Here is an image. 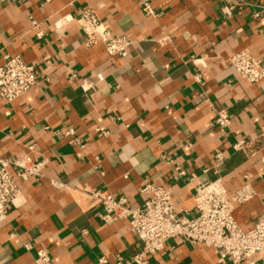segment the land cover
Wrapping results in <instances>:
<instances>
[{
    "label": "crops",
    "instance_id": "1",
    "mask_svg": "<svg viewBox=\"0 0 264 264\" xmlns=\"http://www.w3.org/2000/svg\"><path fill=\"white\" fill-rule=\"evenodd\" d=\"M145 1L157 17L143 11ZM84 7L113 33L129 37L127 57L108 55L102 41L83 45L76 18ZM251 11L244 7L224 20L217 0L0 4V65L4 54L19 55L38 72L37 84L21 98L7 103L0 97V161L48 159L43 178L17 180L19 193L0 223V264H36L27 242L46 250L51 264L128 259L140 240L127 220L103 223L89 192L124 196L139 206L145 180L171 187L173 203L188 217L195 214L199 184L220 177L230 194L249 185L253 195L233 201L234 219L248 230L264 217V80L249 83L228 62L247 50L264 66V21L251 18ZM221 108L231 116L229 127L214 123ZM69 128L83 148L69 145L63 133ZM241 139L248 143L235 151ZM160 152L186 170L184 179L173 180V167L156 157ZM216 152L223 157L218 173L204 172ZM50 178L65 185L56 188ZM147 261L229 264L218 249L182 238L168 240Z\"/></svg>",
    "mask_w": 264,
    "mask_h": 264
},
{
    "label": "built area",
    "instance_id": "2",
    "mask_svg": "<svg viewBox=\"0 0 264 264\" xmlns=\"http://www.w3.org/2000/svg\"><path fill=\"white\" fill-rule=\"evenodd\" d=\"M5 0H0L2 4ZM220 16L224 20L233 19L244 7H251V18L264 21V0H217ZM143 11L150 17H157L151 4L143 2ZM83 34V45L89 47L102 41L105 50L110 56L127 57L132 41L126 34L113 33L107 25L102 23L95 11L90 7L80 10L76 18ZM37 25V24H35ZM37 37L42 33L38 32ZM237 75L249 83H259L264 80V66L260 59L247 50H239L228 59ZM200 82L198 76L195 77ZM38 82V72L34 65L23 61L19 55H3L0 65V97L7 103L21 98L30 88ZM217 127H229L232 123L227 109L221 108L214 118ZM103 135L107 131H100ZM69 145L83 148L84 142L69 128L64 130ZM246 140H238L233 144L235 151L242 150L247 145ZM188 148L191 143H187ZM173 167V180L184 179L186 170L175 164L174 160L166 153L160 152L156 156ZM223 162L220 152L214 154V162L204 169V172L213 170L218 173V168ZM48 163L47 158L35 159L22 156L11 160L0 161V223L7 219L10 206L19 193L17 180L43 178L44 169ZM9 168H13L12 174ZM192 180V178H188ZM51 184L61 188L65 184L56 178H50ZM140 193L145 199L139 206L128 204L124 196L103 194L99 190H92L89 194L95 203L100 206L98 218L105 224L117 220H127L130 230L138 237L141 248L128 259L118 256L113 264H148L147 257L163 249L165 243L173 238H182L189 244H201L218 249L228 258L229 264H243L244 260L253 255H259L257 262L248 264H264V217H260L254 225L243 230L236 223L233 216V201L244 202L253 195L249 185L229 193L218 177L211 181L199 184L193 194L195 214L188 217V211H179L172 200L173 190L145 180L140 188ZM27 251L34 252L36 264H51L48 252L36 248L27 242L24 245ZM96 264H107L104 256L97 259Z\"/></svg>",
    "mask_w": 264,
    "mask_h": 264
}]
</instances>
